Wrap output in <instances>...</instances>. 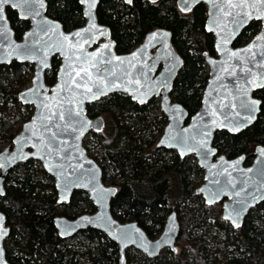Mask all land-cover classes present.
Wrapping results in <instances>:
<instances>
[{
    "label": "water",
    "instance_id": "1",
    "mask_svg": "<svg viewBox=\"0 0 264 264\" xmlns=\"http://www.w3.org/2000/svg\"><path fill=\"white\" fill-rule=\"evenodd\" d=\"M241 2H175L183 14L198 4L205 7L204 30L212 36L215 53V57L204 55L206 84L199 107L187 122L185 110L170 99L182 60L171 47L169 32L154 29L133 50L117 55L108 29L96 22L98 0H78L83 25L66 32L45 15V0L0 3V66L15 62L32 67L29 86L16 94V101L31 107L32 113L11 138L10 147L0 151V197L7 173L32 161L51 179L58 205L66 204L78 191L94 208L93 213L71 220L53 218L52 225L60 239L69 240L88 229L97 231L115 245L118 264H123L124 253L129 249L149 260L161 250L175 252L179 228L173 213L152 240L135 222L119 223L111 217L109 205L116 189L102 183L99 167L82 147L89 131L100 132L103 127L99 118L86 117L85 105L113 94L129 97L138 105L155 98L166 121L155 146L179 157L192 155L203 173L197 193L207 205L227 199L222 218L231 228L240 227L246 214L264 201V148L254 147L250 165L243 167V155L230 160L217 156L211 142L216 131L237 135L251 127L260 105L252 94L264 89V39L257 40L258 36L264 37V18H257V9L252 7L229 6ZM5 9L15 11L19 20L28 22L18 41ZM252 21L260 23L259 31L246 44L232 47ZM250 46L251 51H246ZM53 58L59 64L54 83L47 86L44 75ZM0 218V264H8L3 250L8 229L1 213Z\"/></svg>",
    "mask_w": 264,
    "mask_h": 264
},
{
    "label": "trees",
    "instance_id": "2",
    "mask_svg": "<svg viewBox=\"0 0 264 264\" xmlns=\"http://www.w3.org/2000/svg\"><path fill=\"white\" fill-rule=\"evenodd\" d=\"M45 3V15L57 21L63 31L83 25L78 0H45ZM205 12V7L198 4L190 13L181 14L175 8L174 0H161L156 4L133 0L128 6L121 0H98L95 9L96 22L109 30L117 55L134 49L154 29L169 32L171 47L182 60V67L171 86L170 99L185 110V122L198 109L206 84L204 55L215 57L212 36L204 30ZM5 16L18 40L27 30L28 22L19 20L15 11L9 9H5ZM259 29V22H250L232 47L246 44ZM58 64L55 58L50 61V68L44 75L45 85L54 83ZM30 70L29 65L12 62L0 66V77L9 81L15 79L22 86ZM0 92L30 117V107L16 101L14 89L0 87ZM252 97L260 102L255 123L237 135L216 131L211 146L217 156L230 160L243 155V163L247 165L253 159L254 147L264 148V89L254 92ZM157 105L155 98L147 104L137 105L129 97L118 94L85 105L87 118H101L108 122L107 132L91 131L87 135L92 138V144L83 146V149L99 167L102 183L116 189L109 205L110 215L119 223L135 222L148 239L160 233L166 205L170 203L169 206L174 207L172 201L175 195L182 193L180 188L186 190L194 185L193 181L196 180V185L202 180L193 156H188L181 164L171 151L154 146V139L161 134L166 123L160 111L153 116ZM6 136L7 133L0 128V144L10 143L11 138ZM18 169L22 172L14 175ZM38 176L50 180L36 163L29 161L15 167L4 181L0 213L9 229L3 244L5 260L8 264H80L78 251L64 245L65 241L56 235L52 220L58 207L61 208L58 216L69 220L91 214L94 208L78 191L72 193L66 204L58 205L52 185L45 181L39 183ZM167 186L178 188V191L167 193ZM192 204L195 203L190 201L184 207L186 222L179 223L175 253L161 250L157 257L149 260L129 249L124 254L125 263L264 264V201L248 213L240 227L234 229L219 222L220 213L215 206L187 208ZM214 226L222 234V239L210 238L208 244V232ZM74 238L96 241L94 254L86 253L85 264H117L115 245L99 232L88 229L77 233Z\"/></svg>",
    "mask_w": 264,
    "mask_h": 264
},
{
    "label": "rangeland",
    "instance_id": "3",
    "mask_svg": "<svg viewBox=\"0 0 264 264\" xmlns=\"http://www.w3.org/2000/svg\"><path fill=\"white\" fill-rule=\"evenodd\" d=\"M29 67L31 68V70L29 72L26 82L22 86L18 85L15 82V79L14 81H9V79L6 80L1 76L0 77V87L6 88L7 86H10L11 89L15 90V92H19L27 88L29 86V81L32 76V67L31 66ZM29 109L32 112V108H29ZM158 111H159V108L157 106V108H155V110L153 111V116L156 115ZM27 119H28L27 112H25L20 107L17 108L13 102H10L8 99H5L2 95V92H0V128L7 133L6 137L12 138L19 131L23 122ZM86 138L87 139L85 140L84 144L82 143L83 144L82 147L92 144V138L91 137H86ZM158 138H159V135H157L156 138L154 139V142H153L154 145L157 142ZM6 147H10V143L0 144V151ZM21 172L22 170L18 169L16 170L14 175H19ZM36 180L39 183H42L43 181H45V182H48L49 184H52L51 179L46 180V179H43L41 176H38ZM60 211H61L60 207L56 208L55 214L58 215ZM214 237H217V239H222V234L217 232V229L215 226L213 228H210L208 232V237H207L208 244L210 243L209 242L210 238L212 239ZM64 245H66L69 249L73 251H78L80 255V258H79L80 264H85L86 258H87L86 253L92 252V254H94L93 248L96 246V241L88 242L87 240L83 238H74V239L65 240ZM125 262L126 260L124 256L123 264H126Z\"/></svg>",
    "mask_w": 264,
    "mask_h": 264
},
{
    "label": "flooded vegetation",
    "instance_id": "4",
    "mask_svg": "<svg viewBox=\"0 0 264 264\" xmlns=\"http://www.w3.org/2000/svg\"><path fill=\"white\" fill-rule=\"evenodd\" d=\"M133 0H131V2H132ZM144 1H146V0H144ZM161 0H157L156 2H154V3H151V4H156V3H159ZM131 2H130V4H131ZM147 2V1H146ZM175 2H176V0H174V5H175ZM121 3L123 4V5H125V6H128V5H130V4H125V3H123V1L121 0ZM147 3H149V2H147ZM175 8H176V5H175ZM194 8V7H193ZM192 8V9H193ZM177 9V8H176ZM191 9V10H192ZM190 10V11H191ZM190 11L188 12V13H190ZM188 13H185V14H188ZM181 14H183V13H181ZM83 22H84V20H83ZM109 31V30H108ZM109 36H110V33H109ZM15 39V38H14ZM16 40V39H15ZM18 40H20V38L18 39ZM17 40V41H18ZM111 40V39H110ZM131 50H133V49H131ZM130 50V51H131ZM160 68V66L158 67V69ZM18 93V92H17ZM16 93V94H17ZM118 95H120V94H118ZM111 96V95H110ZM109 97V96H108ZM15 98H16V96H15ZM107 98V97H106ZM106 98H104V99H106ZM149 102V101H148ZM147 102V103H148ZM135 103V102H134ZM147 103H145V104H147ZM137 104V103H136ZM138 105V104H137ZM142 105H144V104H142ZM158 106V108H159V104L157 105ZM31 108V107H30ZM32 113V112H31ZM100 120H102L101 118H99ZM107 121L105 120V119H103L102 120V130L100 131V132H107L106 130H107V128H108V125H107ZM91 131H89L88 132V134L90 133ZM88 134H86L85 136H84V138H86L87 137V135ZM83 138V139H84ZM83 141V140H82ZM10 143H11V140H10ZM155 146V145H154ZM165 150V149H164ZM166 151H171V150H166ZM172 153H173V155H175L177 158H178V163H181V164H183L185 161H184V159L185 158H187L188 156H184V157H179V156H177L176 154H175V152H173V151H171ZM189 156H192V155H189ZM194 158V157H193ZM29 162V161H28ZM32 162V161H31ZM27 163V162H26ZM35 163V162H34ZM194 163H195V160H194ZM250 163H251V160L249 161V163L247 164V165H245L243 162H242V166L243 167H247V166H249L250 165ZM23 164H25V163H23ZM37 164V163H36ZM21 165V164H20ZM38 165V164H37ZM17 166H19V165H17ZM17 166H15V167H17ZM39 166V165H38ZM14 167V168H15ZM13 168V169H14ZM12 169V170H13ZM12 170H10L9 172H11ZM201 171V170H200ZM8 172V173H9ZM7 173V174H8ZM202 171H201V177H202ZM7 176V175H6ZM191 178V177H190ZM5 179H6V177H5ZM50 179V178H49ZM5 181V180H4ZM196 181V180H195ZM195 181H193V186H188L187 187V191L185 190V188L184 187H181L180 188V190H181V192L182 193H180L177 197H176V195H175V197H174V201H172V206H174V207H172L171 208V206H169L170 205V203H168L167 205H166V213H165V215H164V219H163V224H164V221H165V219L167 218V216L169 215V214H171V213H173L174 215H175V220H176V222L178 223V228H179V223L181 222V221H183L184 222V217H183V215H184V207L188 204V203H190V201H193L195 204H192V205H189V206H187V208H190V209H197V208H201V206L202 205H204V206H206V207H209V208H212V207H214L215 206V208H217V209H219V213H220V220H219V222L220 223H222V224H227V225H229V223L228 222H226V221H224L223 220V218H222V208H223V203L224 202H226L227 201V199H225V198H222L221 200H219L218 202H215V203H213V204H211V205H207L206 203H205V201H204V199H203V197H202V195L201 194H198L197 193V188L202 184V182H203V179L201 180V181H199V182H197V184L195 185ZM52 185V184H51ZM110 187V186H109ZM3 189H4V184H3ZM175 190L176 191H178V188H176L175 189V187H171L170 188V186H167L166 188H165V191L167 192V193H171V191L172 192H175ZM185 191L187 192V195L185 196L184 194H185ZM3 196V195H2ZM1 196V197H2ZM56 197V196H55ZM69 201V200H68ZM260 204V203H259ZM258 204V205H259ZM60 205H63V204H60ZM257 206V205H256ZM256 206H254L252 209H254ZM251 209V210H252ZM250 210V211H251ZM249 211V212H250ZM248 212V213H249ZM248 213L246 214V216H245V218L248 216ZM56 216L55 217H62V216H58L57 214H55ZM55 217H53V218H55ZM245 218L243 219V221L245 220ZM4 222H5V219H4ZM185 222H186V220H185ZM243 223V222H242ZM5 227L8 229V227L5 225ZM234 229V228H233ZM8 235H9V229H8ZM76 235V234H75ZM74 235V236H75ZM8 237V236H7ZM156 237V236H155ZM154 237V238H155ZM153 238V239H154ZM7 239V238H6ZM5 239V240H6ZM70 239H72V238H70ZM5 240H4V242H5ZM63 240V239H62ZM152 240V239H151ZM63 241H65V240H63ZM4 242H3V244H4ZM175 245V244H174ZM176 248V247H175ZM167 251H169V250H167ZM126 252V251H125ZM175 252H176V250H175ZM175 252H172V253H175ZM125 254V253H124ZM117 264H118V261H117Z\"/></svg>",
    "mask_w": 264,
    "mask_h": 264
},
{
    "label": "snow or ice",
    "instance_id": "5",
    "mask_svg": "<svg viewBox=\"0 0 264 264\" xmlns=\"http://www.w3.org/2000/svg\"><path fill=\"white\" fill-rule=\"evenodd\" d=\"M0 3H7V0H0ZM230 7H239V8H244V7H252L254 9H257L258 15L257 18H264V0H254V3H248V0H243V2L239 3V4H230ZM251 15V14H249ZM76 35H80L79 33H77ZM65 39H68L67 37H65ZM264 39V37L258 36L257 40H261ZM246 51H251V46L249 47V49H247ZM233 55H238L237 53H233ZM77 75H79V73H77ZM91 89H89L90 91ZM2 219V218H0Z\"/></svg>",
    "mask_w": 264,
    "mask_h": 264
}]
</instances>
